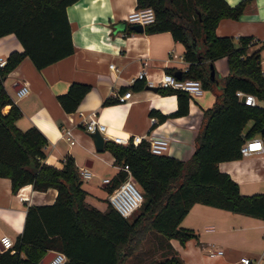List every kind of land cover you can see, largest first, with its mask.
<instances>
[{
	"label": "trees",
	"instance_id": "16d2710c",
	"mask_svg": "<svg viewBox=\"0 0 264 264\" xmlns=\"http://www.w3.org/2000/svg\"><path fill=\"white\" fill-rule=\"evenodd\" d=\"M72 1L0 0V36L13 31L24 46L10 50L6 63L0 66V174L11 177L15 191L26 182L40 189L57 188L54 201L27 204L24 228L15 238V249L0 247V264H43L41 259L51 248L67 254L63 264H128L134 257L142 259L149 234L157 238L161 255L142 264H181L170 237L184 242L198 236L192 227L181 224L194 202L264 218V191L242 192L239 181L218 162L241 156L240 144L262 133L264 126V104L259 102L264 100L262 45L248 52L254 41L251 34L240 35L236 43L233 35L216 29L220 18L238 16L247 0H137L136 6L151 4L156 14L145 23L144 31L170 29L176 39L183 41L189 65L181 77H197L204 87L219 89L213 103L203 108L204 121L188 158L155 152L146 138L137 143L105 139L104 147L114 154L115 164L127 162L143 190L144 199L133 217L121 214L110 202L101 209L85 199L87 188L71 153L65 156L62 166L45 159L47 135L36 124L26 128L17 124L21 108L4 82L7 73L26 55L42 67L73 51L67 13ZM125 30L135 29L126 21ZM219 56H226L229 64L225 74L215 66ZM137 80L135 85L142 84ZM90 86L89 82L72 80L65 91L58 93L64 108L74 110ZM237 88L252 91L257 101L246 103L236 93ZM157 89L175 92L178 97L176 109L159 112L162 118L188 111L191 96L187 89L170 84H160ZM104 99L114 102L119 98ZM6 103L10 107L4 110ZM251 118V124L244 128ZM125 175L126 169L118 167L106 181L107 189L111 190Z\"/></svg>",
	"mask_w": 264,
	"mask_h": 264
},
{
	"label": "crops",
	"instance_id": "0c3cea01",
	"mask_svg": "<svg viewBox=\"0 0 264 264\" xmlns=\"http://www.w3.org/2000/svg\"><path fill=\"white\" fill-rule=\"evenodd\" d=\"M236 3L240 0H227ZM137 0H74L67 5L74 49L71 53L38 67L26 55L5 76L4 82L21 108L16 119L26 128L38 125L47 135L45 159L62 166L71 153L77 166L88 164L94 171L91 177L106 188L103 176L114 174L118 165L108 148L96 149L93 134L86 129L88 112L95 109L105 121L101 130L105 139L117 133L144 134V138L158 134L169 137L167 153L188 158L195 149L196 135L204 121L203 108L215 100L213 88L204 87L200 95L190 97L189 109L184 114L162 118L159 112L167 113L178 106L175 92H160L158 79L168 68L182 71L189 65L184 56V43L176 39L172 30L126 31V14L135 7ZM216 29L219 33L231 34L236 43L242 34H251L254 41L248 52L261 47L264 70V0H247L238 16H224ZM23 43L15 32L0 36V52L8 54L14 48L23 49ZM114 63L115 67L109 65ZM215 66L220 74L229 70L226 56H219ZM144 70L140 77L138 72ZM142 80H139V79ZM138 79L140 85H135ZM72 80L91 84L74 110H66L58 93L65 91ZM27 82L28 92L18 95L17 89ZM131 89L127 100L105 102L104 98L116 97ZM263 99L259 100L260 103ZM10 103L3 107L7 110ZM155 108L157 112L151 110ZM151 113L157 120L151 121ZM252 118L245 127L251 124ZM72 129L75 141L63 136V127ZM221 169L239 181L245 193L264 191V149L251 151L235 158L220 159ZM86 187V186H85ZM87 188V187H86ZM57 188L40 189L31 182L12 189L11 177L0 174V236L10 234L14 239L25 224L28 203L52 202ZM85 199L103 209L108 199ZM181 224L190 226L198 236H190L184 242L170 237V243L181 257V264H249L242 260L250 257V264H264V218L242 211H232L207 202H194L186 211ZM1 241V239H0ZM222 248L221 252H213ZM55 249L56 248H51ZM50 250V249H49ZM87 264H95L87 262ZM128 264H133L129 261Z\"/></svg>",
	"mask_w": 264,
	"mask_h": 264
},
{
	"label": "built area",
	"instance_id": "2783aa9c",
	"mask_svg": "<svg viewBox=\"0 0 264 264\" xmlns=\"http://www.w3.org/2000/svg\"><path fill=\"white\" fill-rule=\"evenodd\" d=\"M127 22H141L143 25L148 23V21L153 20L155 18L154 8L151 4L143 5V6H135L131 8L130 11L126 14ZM7 61V54L0 52V66L4 65ZM109 65L111 67H115L114 63L111 62ZM138 75L142 77L144 75V70H140ZM161 85L170 84L172 86L185 88L189 91L191 98L200 95L203 91L204 86L202 80L197 77L192 76H184L178 77L174 72L166 70L162 73L160 78L158 79ZM30 86L27 82H23V84L17 89V94L22 95L28 92ZM236 93L242 98L246 103H255L257 101V95H255L252 91H244L241 88L236 89ZM131 95V89L124 91L122 93H118L117 97L120 100H127ZM85 119V127L87 130H95L98 129L101 131L106 127L105 121L99 116L95 109L91 110L87 113ZM157 120V115L151 113V121L154 122ZM63 136L67 137L71 142L75 141L73 132L71 127L65 126L63 127ZM144 138V134L140 132L134 133H117L113 134L112 139L115 141H120L123 143L135 142L137 143L141 139ZM149 148H151L155 152H166L169 145V137L163 135H152L147 138ZM240 150L242 154L251 153V151H258L264 149V135L263 133L253 135L251 138H247L241 144ZM118 167H123L126 169V175L119 180V183L115 185L111 190L108 191L107 199L115 209L125 216H130L136 208L143 201V190L133 177L131 167L127 162L118 164ZM79 173L82 178L91 177L94 174L93 169L88 164H82L79 166ZM102 179L106 182L111 179L110 175L103 176ZM1 243L3 244V248L11 247L12 250L15 249L14 242L15 239L10 234H2L0 236ZM223 249L220 248L217 251L213 252H221ZM67 254L63 250L57 249L55 253L44 263V264H63L66 260ZM242 260L246 263L250 262V257L247 255H243Z\"/></svg>",
	"mask_w": 264,
	"mask_h": 264
},
{
	"label": "rangeland",
	"instance_id": "374dc122",
	"mask_svg": "<svg viewBox=\"0 0 264 264\" xmlns=\"http://www.w3.org/2000/svg\"><path fill=\"white\" fill-rule=\"evenodd\" d=\"M264 103V100H262ZM83 185L84 187L86 186L88 188V196L92 200H99V199H104L105 201L107 200V195L108 191L106 188L101 185L99 182H96L94 177H85L83 178ZM140 206L136 208V210L130 215V217H133L135 213L139 210ZM146 244H145V249L141 252V255L143 256L142 259H137L134 257L132 258V263L133 264H142L148 261L151 258H154V256H159L161 255L160 250L161 247L158 246L157 244V238L149 234L148 238L146 239Z\"/></svg>",
	"mask_w": 264,
	"mask_h": 264
},
{
	"label": "water",
	"instance_id": "95a60500",
	"mask_svg": "<svg viewBox=\"0 0 264 264\" xmlns=\"http://www.w3.org/2000/svg\"><path fill=\"white\" fill-rule=\"evenodd\" d=\"M131 26L136 29V30H143L144 25L141 22L135 21L131 22ZM174 73L178 76L181 77L182 70L180 68H177L174 70ZM211 76L214 77V69L211 70ZM149 86L157 87V85L149 84ZM244 98V96L242 97ZM93 136H94V141H95V147L98 150H101L104 147L105 143V137L103 132L99 131L98 129L91 130L90 131ZM262 133L264 135V126L262 127ZM0 247L3 248V244L0 241ZM55 249H50L48 250L42 257L41 262L44 264L54 253Z\"/></svg>",
	"mask_w": 264,
	"mask_h": 264
}]
</instances>
